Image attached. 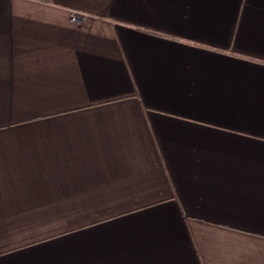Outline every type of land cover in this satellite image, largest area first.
Wrapping results in <instances>:
<instances>
[{"label":"crops","instance_id":"crops-1","mask_svg":"<svg viewBox=\"0 0 264 264\" xmlns=\"http://www.w3.org/2000/svg\"><path fill=\"white\" fill-rule=\"evenodd\" d=\"M0 264H264V0H0Z\"/></svg>","mask_w":264,"mask_h":264},{"label":"built area","instance_id":"built-area-1","mask_svg":"<svg viewBox=\"0 0 264 264\" xmlns=\"http://www.w3.org/2000/svg\"><path fill=\"white\" fill-rule=\"evenodd\" d=\"M73 20L74 21H79V20H81V16L73 15Z\"/></svg>","mask_w":264,"mask_h":264}]
</instances>
